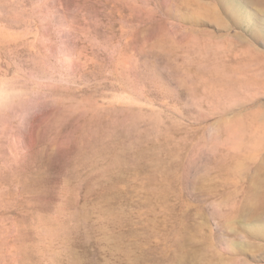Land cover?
Returning <instances> with one entry per match:
<instances>
[{
	"label": "rangeland",
	"instance_id": "obj_1",
	"mask_svg": "<svg viewBox=\"0 0 264 264\" xmlns=\"http://www.w3.org/2000/svg\"><path fill=\"white\" fill-rule=\"evenodd\" d=\"M0 264H264V0H0Z\"/></svg>",
	"mask_w": 264,
	"mask_h": 264
},
{
	"label": "bare ground",
	"instance_id": "obj_2",
	"mask_svg": "<svg viewBox=\"0 0 264 264\" xmlns=\"http://www.w3.org/2000/svg\"><path fill=\"white\" fill-rule=\"evenodd\" d=\"M239 10V9H238ZM242 12V16H244V18H245V16H246V14H247V12L244 10V8L241 10ZM240 12V11H239ZM241 16V15H240ZM247 18H249L248 17V15H247ZM255 124V123H254ZM260 124V123H259ZM262 126V125H261ZM251 127V126H250ZM254 127V126H253ZM259 127H260V125H259ZM261 128V127H260ZM259 129V128H258Z\"/></svg>",
	"mask_w": 264,
	"mask_h": 264
}]
</instances>
